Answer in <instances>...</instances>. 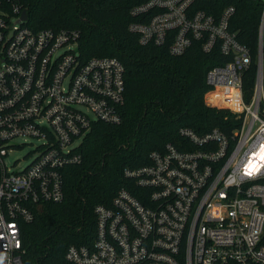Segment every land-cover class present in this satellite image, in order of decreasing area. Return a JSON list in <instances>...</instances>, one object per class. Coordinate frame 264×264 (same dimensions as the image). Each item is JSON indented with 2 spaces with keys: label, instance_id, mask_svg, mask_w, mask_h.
<instances>
[{
  "label": "built area",
  "instance_id": "1",
  "mask_svg": "<svg viewBox=\"0 0 264 264\" xmlns=\"http://www.w3.org/2000/svg\"><path fill=\"white\" fill-rule=\"evenodd\" d=\"M196 0H145L131 8L128 29L142 45L183 54L193 41L226 58L205 74L206 104L229 110L239 125L224 133L180 128V146L152 150L148 162L125 168L131 189L109 206L95 205L91 245L71 244L70 264H264V4L251 93L243 75L250 51L229 29L234 12L218 16ZM19 0H0V264H27L20 224L38 202L63 199V169L78 164L77 149L93 123L118 124L124 69L116 57L84 59L76 29L33 30ZM151 11H156L149 16ZM39 141L32 161L6 158L17 138Z\"/></svg>",
  "mask_w": 264,
  "mask_h": 264
},
{
  "label": "trees",
  "instance_id": "2",
  "mask_svg": "<svg viewBox=\"0 0 264 264\" xmlns=\"http://www.w3.org/2000/svg\"><path fill=\"white\" fill-rule=\"evenodd\" d=\"M26 25L41 28L76 29L78 48L84 59L116 57L124 69V102L118 124L93 123L77 152L78 164L64 167L63 199L38 202L30 209L33 220L20 224L22 259L27 264H70L64 258L71 244L91 245L95 235L97 204L109 206L118 189H131L123 175L125 168L148 162L152 150H162L168 142L180 146V128L197 134L213 128L224 133L239 125L229 110L217 109L204 101L208 86L206 71L224 64L226 58L215 47L206 53L193 41L181 55L168 52L171 36L163 45H142L131 32V22L146 20L130 14L145 0H19ZM263 0H196L193 8L218 16L228 6L234 8L229 29L245 44L251 65L243 75L247 100L254 83L258 47V27ZM156 11H151L149 16ZM264 44V33L262 38Z\"/></svg>",
  "mask_w": 264,
  "mask_h": 264
},
{
  "label": "rangeland",
  "instance_id": "3",
  "mask_svg": "<svg viewBox=\"0 0 264 264\" xmlns=\"http://www.w3.org/2000/svg\"><path fill=\"white\" fill-rule=\"evenodd\" d=\"M207 91L208 89L204 94L205 102L206 99L208 100L211 98V95H207ZM13 143L16 144V147L9 152L6 158L7 163L11 165L16 162L17 168L28 165L36 154L35 147L39 144V141L32 137H23L15 139Z\"/></svg>",
  "mask_w": 264,
  "mask_h": 264
},
{
  "label": "water",
  "instance_id": "4",
  "mask_svg": "<svg viewBox=\"0 0 264 264\" xmlns=\"http://www.w3.org/2000/svg\"><path fill=\"white\" fill-rule=\"evenodd\" d=\"M263 1H264V0H263ZM21 18H22V19H26V18H27V14H26L25 11L22 12V14H21Z\"/></svg>",
  "mask_w": 264,
  "mask_h": 264
}]
</instances>
